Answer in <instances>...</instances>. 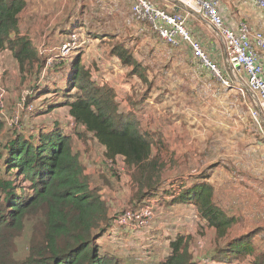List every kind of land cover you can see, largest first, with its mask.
<instances>
[{
  "label": "rangeland",
  "instance_id": "1",
  "mask_svg": "<svg viewBox=\"0 0 264 264\" xmlns=\"http://www.w3.org/2000/svg\"><path fill=\"white\" fill-rule=\"evenodd\" d=\"M26 2L19 32L34 46L37 56L22 67L8 49L0 51V119L6 123V131L19 132L26 140L38 137L41 130L68 135L71 152L79 159L91 188L105 201L110 218L154 203L153 224L137 231L109 229L110 235L118 234L117 242L101 239L99 252L118 256L127 264L156 263L167 255L169 241L181 231L192 239L190 249L195 258L203 260L200 264L205 258L211 260L224 239L215 245L213 230L206 229L202 220L179 206L168 208L170 196L166 193L171 189L178 194L182 185L189 189L205 181L213 187L214 203L237 220L231 237L251 233L252 243L263 245L264 253V117L253 119L251 97L242 96L235 83L226 87L192 64L185 46L171 48L146 25L135 22L130 0ZM72 34L74 41L70 40ZM207 36L214 40L209 30ZM65 43L70 51L62 55L60 48ZM209 43L204 47L214 49L219 61L209 56L201 42L205 53L232 82L221 42L216 44L219 49ZM117 48L126 50L145 80L131 74V65L121 63L113 52ZM76 56L97 86L113 90L119 114L134 119L151 141L155 168L151 184L158 185L144 194L150 193L154 199L134 200L140 186L134 179L135 169L128 168L120 156L108 159L105 149L74 125L68 108H55L63 100L54 92L64 90L66 63ZM236 75L243 82V73ZM44 87L51 93L43 94ZM6 131L0 138L11 137ZM2 171L0 162V175ZM132 234L136 239H130ZM232 264H250V259Z\"/></svg>",
  "mask_w": 264,
  "mask_h": 264
},
{
  "label": "trees",
  "instance_id": "2",
  "mask_svg": "<svg viewBox=\"0 0 264 264\" xmlns=\"http://www.w3.org/2000/svg\"><path fill=\"white\" fill-rule=\"evenodd\" d=\"M26 6V0H0V51L8 49L22 67L32 64L37 56L34 46L19 32L20 15ZM113 52L123 65L133 67L132 75H143L126 50L117 48ZM66 69L64 90L54 92L63 101L55 108H68L74 125L95 139L108 159L120 156L128 168L135 169L134 179L140 186L134 200L146 196L154 199L150 193L144 194L158 185L151 184L155 172L151 141L134 119L119 114L113 90L97 86L80 65L79 56L67 62ZM50 93L44 87L43 94ZM6 130V123L0 119V135ZM6 133L11 137L0 138V264H127L118 256L99 252L102 237L117 242L118 234L108 232L115 217H109L105 201L83 174L79 159L71 152L70 137L59 130H41L36 141L26 140L13 130ZM202 182L189 189H182V185L178 194L171 189L166 193L170 196L168 208L179 206L202 220L207 229L213 230L215 245L224 239L223 247L215 248L211 260L205 258L203 264H232L248 259L250 264H264L263 245L253 244L251 233L231 237L237 220L214 203L213 187ZM146 206L152 209L153 224L154 203L147 202L135 211ZM174 237L167 245V255L149 264L203 261L194 257L189 236L177 231Z\"/></svg>",
  "mask_w": 264,
  "mask_h": 264
},
{
  "label": "built area",
  "instance_id": "3",
  "mask_svg": "<svg viewBox=\"0 0 264 264\" xmlns=\"http://www.w3.org/2000/svg\"><path fill=\"white\" fill-rule=\"evenodd\" d=\"M130 13L135 22L146 25L149 30L160 38L166 45L177 49L185 46L190 54V61L199 69L208 71L222 85L229 87L235 83V89L242 96L249 95L254 106L250 109L253 119L264 117V64L261 61V51H264V36L252 31L246 24H239L236 29L229 27L219 9L218 0H187V11L199 15L206 21L222 45V53L233 76L230 82L221 73L218 65L211 61L201 43L187 28V14L168 12L156 7L148 0H130ZM255 8L264 11V0H254ZM72 34L70 40H76ZM70 51L69 43L60 48V53L66 55ZM242 72L243 82L236 73ZM11 125L18 127L17 122ZM153 219L150 206L142 209L124 210L114 218L111 228L147 229Z\"/></svg>",
  "mask_w": 264,
  "mask_h": 264
},
{
  "label": "crops",
  "instance_id": "4",
  "mask_svg": "<svg viewBox=\"0 0 264 264\" xmlns=\"http://www.w3.org/2000/svg\"><path fill=\"white\" fill-rule=\"evenodd\" d=\"M149 1L152 4H154L156 7L166 10L168 12H177L181 14L186 13L187 14L186 24L188 25L187 28L192 34H194L193 36L197 40H199L200 43L202 42L203 47L205 44L209 43V41L211 40L207 36L208 30L213 35L214 40L210 41L212 45L214 44L216 46L217 41H220L215 31L206 21H204L199 15H195L187 11L185 0H149ZM218 2H219L220 13L225 23L229 27L236 29L239 24L243 23V24H246L252 31H257L264 36V11L255 8L254 0H218ZM217 48L219 49V47ZM204 49L205 51L209 52V56H211V58L215 62L219 61L218 54L215 55L216 52H214L215 51L214 49L209 50L206 47H204ZM262 52H263V55H262L261 61L264 64V51ZM203 226H204V222H203ZM122 232H127V231L122 230ZM130 236H132L130 237V239H136V235L135 236L130 235ZM101 239H107V238L102 237ZM107 241H110V240H107Z\"/></svg>",
  "mask_w": 264,
  "mask_h": 264
},
{
  "label": "bare ground",
  "instance_id": "5",
  "mask_svg": "<svg viewBox=\"0 0 264 264\" xmlns=\"http://www.w3.org/2000/svg\"><path fill=\"white\" fill-rule=\"evenodd\" d=\"M185 1H187V0H185Z\"/></svg>",
  "mask_w": 264,
  "mask_h": 264
}]
</instances>
